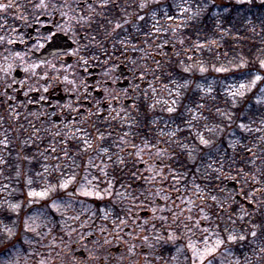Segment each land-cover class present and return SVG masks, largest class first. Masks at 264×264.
<instances>
[{
  "label": "trees",
  "instance_id": "trees-1",
  "mask_svg": "<svg viewBox=\"0 0 264 264\" xmlns=\"http://www.w3.org/2000/svg\"><path fill=\"white\" fill-rule=\"evenodd\" d=\"M145 2L148 7L142 10L139 5ZM176 3L191 5L190 11L179 16V10L174 7ZM200 8H204L201 15L189 19ZM165 9L174 17V23L181 26L176 38L170 35L158 37L153 34L151 26L155 19H152V16L154 12L159 13ZM106 13L112 14L114 28L117 22L123 24V28L114 32L116 49L129 48L131 53L135 54H139L140 49L147 50L146 77L148 81H153L158 91L171 86L170 89L176 93L179 84L185 81L190 83L188 89L180 90L176 115H170L164 104L159 105L153 93H146L137 100L128 123H117L115 120L109 130H95L98 133L104 132L102 134L105 139L96 142L109 149L112 157L109 167L115 187L125 191V187L130 185L129 191L135 190L145 194L148 185L143 179L142 169L153 165L160 171L158 178L163 181L162 184L167 190L171 189L168 180L173 177V172L177 176L186 179L193 177L200 183L208 184L207 188L211 193L230 180L238 182L252 175L255 181H252L250 186L255 196L264 200V101L256 98L257 91L264 83V69L260 68V62L264 61V0H113L112 11L107 9ZM140 15L146 17L144 21L138 19ZM125 20L129 23H124ZM161 38L167 41L164 48L161 46L163 41L158 45ZM122 39L129 41L133 47H122L119 41ZM241 63L244 67L239 66ZM201 67L207 71L201 73ZM221 67L229 71H215ZM185 68L190 71L185 72ZM257 74L262 77L260 83L253 92H247L243 98L227 97L223 94L222 84H226L225 82L250 81ZM197 84H212L214 93L203 95L196 88ZM257 100L261 102L257 103ZM197 103L203 104V108L197 110ZM153 104L156 105L154 109L150 107ZM185 105L191 107L192 111H187ZM196 111H200L205 120H202L201 125H198L197 120H192V126L198 130L203 129V125L211 128L205 134L210 142L209 147L200 144L193 129H189L188 121ZM180 113H183L182 117ZM241 123L246 125L245 129L239 127ZM163 128L175 130V135L170 139H162L160 129ZM94 129L92 127L91 132H94ZM120 136L126 138L121 145L117 141ZM30 137V131L24 129L10 130L6 136L9 158L4 167L8 176L13 180L16 177L20 183L26 178L35 177L41 170L43 147L50 142L45 137L37 143L30 141ZM180 144L190 145L194 151L186 150L180 147ZM144 147H147L145 154L137 155V150L139 152L140 148ZM84 149L82 141L73 140L65 145L63 153L72 155L76 163L81 165L85 157L94 150ZM153 149L160 152L158 158L151 154ZM190 151L192 158L189 157ZM119 156L123 157V163L118 161ZM147 156L148 160L140 164L139 159ZM219 162L223 163L225 169L223 178H218L217 174L207 167L208 164L219 167ZM50 176L54 178L53 174ZM37 186L35 184V187ZM243 195L245 198L244 193ZM221 197L223 201L226 200L225 195ZM141 198L143 199L144 195ZM123 201L125 203L126 199ZM91 202L99 212L101 207L112 211L119 210L118 207L113 208L116 198ZM238 210V203H235L226 215V222H219L221 229L227 224L238 234L247 236L244 241L230 244L236 256L243 261L250 257L254 264H264V252L260 251L264 248V212L257 211L250 218L232 226L229 216L237 219ZM220 213L216 212L215 217H219ZM0 218L11 222L15 216L7 209H0ZM111 224L112 221L106 222L107 227ZM253 230L257 231L255 238L250 235ZM128 231L130 230L126 228L120 234H127ZM107 236L111 238L110 241L117 238L114 235ZM5 246L4 243L0 244V248L4 249Z\"/></svg>",
  "mask_w": 264,
  "mask_h": 264
},
{
  "label": "rangeland",
  "instance_id": "rangeland-1",
  "mask_svg": "<svg viewBox=\"0 0 264 264\" xmlns=\"http://www.w3.org/2000/svg\"><path fill=\"white\" fill-rule=\"evenodd\" d=\"M160 11L159 13L158 11L154 12L152 16V19H155L153 21L155 24L153 34L155 33L158 37L170 35L172 38H176L181 26L174 23L175 19H168L170 13L167 9ZM156 29H159V32ZM164 40V38H161L158 41V45H161V41H163L164 44L161 45L163 48L167 42ZM119 41L127 42L126 44L121 43L122 47H133L126 39ZM151 46L149 45V47ZM141 52L144 54L146 61L147 50L140 49L139 53ZM132 61L136 65V68H138L143 63L142 54L133 57ZM146 76L147 68L145 79ZM149 82L150 88L147 89L146 93H153L154 97L159 101V105H165V102L170 105L173 99L170 93H174L175 90L170 89L172 88L170 86L169 88L158 91L153 81L150 80ZM240 82L248 83L249 81L244 80ZM240 82L233 80L232 82L222 84L223 94L227 97H233L232 92L238 88ZM259 83L260 81L247 92H253ZM213 87L212 84H203L201 85L203 89L201 93L209 96L214 93ZM209 88H211L210 92ZM256 98L264 101V83L260 86L259 91H257ZM126 112V110H122L114 115L117 123H128L130 121V113ZM193 117H196L195 120L198 121V125H201L202 120H205V116L200 111L194 112ZM87 125L88 121L84 120L80 121V125L70 123L65 125L64 129H59L57 123L50 122L40 129L30 131V141L38 143L45 137L50 140L43 147V153L41 155L43 159L42 168L35 174V177H32L34 181L32 188L40 191L45 186L57 187L61 183L71 181L66 191L53 193L49 199L39 200L33 203H29L27 196L29 188L26 181L29 178H26L23 183H20L16 180V177L13 180L8 176L7 169L4 165L7 164L6 162L9 158V153L6 150L8 146L6 136L9 130L2 129V132H0L3 133L0 136V205H4L0 209L8 210L9 204L22 203V208L19 213L21 222L26 216H30L32 219L28 220V224L36 229L35 232H26L21 223V227L13 228L17 235L10 240L3 233L2 229H0V244L4 243L6 245L4 249L0 248V264H5V262L7 264H95L94 261L87 259L90 255H98L104 258L105 264H188L186 254L187 256H191V252L187 251L185 244L188 242L187 236H190L191 233L185 235L184 223L187 222L186 218L190 216L192 221L199 220L202 229L215 228L216 225H221L219 222H226L228 211L236 203L235 193L227 190L226 184L220 189L215 190L214 193H211L207 188L209 187L208 184L200 183L193 177L186 179L177 175L168 180V183L171 184V189L167 190L162 184L163 181L158 178L160 173L158 168L153 165H147L145 168L141 167L143 168V179H145L148 185L147 192L141 200L147 207H141L137 211V218L135 220H129L128 227L126 228L130 231L127 234L122 233L117 238H112L114 241H110L111 238L107 236V233L103 235L100 228L102 226L107 227L106 222L112 221L111 219L108 221L103 219L105 211L111 212L112 210L101 207L99 212L91 200L99 202L106 199L112 200L114 197L107 195L104 190L108 186V182L114 185V181L111 177L108 157L101 156L98 152L101 145L96 141L100 140L102 133H98L95 129L94 132H91L92 125L90 128ZM202 127L203 129L198 130L192 124L191 126L189 125V129H193L195 134L197 132L202 133L206 139L205 134L211 128L208 125H203ZM161 130H163L162 139L163 137L170 139L173 137V133L176 132L173 129L163 128L160 129V133ZM85 139L94 146L92 147L94 150L90 155L85 157L84 163L80 165L76 163L72 155L63 152L68 142L73 140L83 141ZM125 140L126 138L124 136H120L117 139L120 145ZM180 147L186 150H192L193 148L187 144H180ZM146 148H140L139 152L137 150V155L145 154ZM48 150H52L53 152L50 156L45 154ZM56 150L59 151L58 154L55 152ZM121 153L123 154V152ZM159 153L155 149L151 150V154L156 158L160 156ZM119 157L123 158L122 156ZM147 160L148 156L147 158L139 159V163L143 164ZM101 169H104L108 175L104 176ZM52 174L54 176L53 179L50 176ZM252 181H255L252 175L249 177L246 176L241 181H238L246 199L256 205V208L252 211L247 210L244 206L239 208V215L243 214L244 219L250 218L257 211L264 212V200L262 197L255 196L250 186ZM35 184L38 186L35 187ZM85 184L89 185L90 191L93 188L99 189L100 193L104 195V199H97L95 195L88 197L79 195L81 186ZM5 186L7 187L5 188ZM114 189L118 192H125L118 190L115 185ZM197 192L199 196H197ZM68 193H73V195L69 196ZM222 195H225V201H223ZM57 196L62 197V199L57 200ZM212 197L216 199L213 200ZM53 200H57L56 208L50 207ZM67 201H71L70 207L67 205ZM128 206H130V200L126 199L124 207ZM153 209H155L154 214ZM142 212H147L148 214L145 217H141ZM216 212L220 213L219 217H215ZM12 214L15 216L13 220L15 221L16 214ZM204 216H207L208 219H202ZM160 217H164L165 219L161 220ZM236 220L235 225L241 221L239 219ZM13 221H8L7 223L12 226ZM145 221H148V223L145 224ZM229 223L231 224V222ZM162 224L165 226L164 228L161 227ZM137 225H143V227ZM168 225H172V227L169 228L167 227ZM231 225L234 226L233 224ZM169 233L181 236L182 238L176 240L175 244L164 243L163 240L158 242L156 240V237H167ZM209 236L211 237L210 244H213L215 236L211 231L209 232ZM145 237H147L146 240ZM105 238L110 241L109 244H103ZM97 241L100 243H97ZM191 242L198 249H203L201 240L193 237ZM178 248L180 249L179 252L177 251ZM225 248L230 249V253H226ZM79 252H83L84 255L79 256ZM204 264H207V260H205ZM214 264L254 263L250 257L245 261L241 260L235 255L231 245L228 244L217 251Z\"/></svg>",
  "mask_w": 264,
  "mask_h": 264
},
{
  "label": "flooded vegetation",
  "instance_id": "flooded-vegetation-1",
  "mask_svg": "<svg viewBox=\"0 0 264 264\" xmlns=\"http://www.w3.org/2000/svg\"><path fill=\"white\" fill-rule=\"evenodd\" d=\"M7 4L12 7L0 10V132L50 122L64 129L84 120L107 131L116 113L134 111L150 82L142 52L115 48L113 17L106 13L113 0H90V6L89 0H0ZM141 54L136 68L132 58Z\"/></svg>",
  "mask_w": 264,
  "mask_h": 264
},
{
  "label": "snow or ice",
  "instance_id": "snow-or-ice-1",
  "mask_svg": "<svg viewBox=\"0 0 264 264\" xmlns=\"http://www.w3.org/2000/svg\"><path fill=\"white\" fill-rule=\"evenodd\" d=\"M238 2H243V0H238ZM45 5L42 3L41 7H44ZM89 6H90V0H89ZM101 7H106L107 4H101ZM12 5L11 4H7V5H0V10H5L7 8H11ZM139 7L143 10L146 9L148 7V3H142L139 5ZM174 7L176 9L179 10V15L183 16L184 13H188L190 11L191 5L185 6L184 4H179L176 3L174 5ZM206 7V6H205ZM94 11V8L92 9ZM204 11V8H200L198 9L195 13H193V15L191 17H189V19L195 18L196 16L201 15V13ZM165 15H167V13H165ZM145 16L144 15H140L138 16V19L141 21L145 20ZM169 20L174 19L173 16L169 15L168 16ZM124 23H129V21L125 20ZM157 23H159L157 21ZM123 28V24L117 22L115 25V28L113 29V32L116 31V29H121ZM153 28L155 29V24L153 25ZM157 32H159V29H156ZM152 33L150 32L149 35H151ZM10 43L12 41H9ZM121 43H127L126 41H122ZM181 43H183V41H181ZM197 47H200V45H197ZM79 51V49L77 50ZM85 64H87V61H83ZM240 67H244V64L241 63L239 65ZM260 68L264 69V61L260 62ZM27 71V69L25 70ZM185 72L190 71V69L185 68L184 69ZM199 71L201 73H204L205 71H207L206 68L201 67L199 69ZM215 71L217 72H226L229 71V69L226 68H216ZM245 79L247 80L248 78L245 77ZM262 77L261 75H255L253 79H251L248 83L245 82H240L238 84V88L232 92V96L233 97H240L243 98L247 91L251 90V87H254L257 82L261 81ZM65 82L70 83V84H74V81H68L67 77H65ZM190 87V83L188 81H185V83L183 84H179L177 86L178 90L176 93H170V95L173 96V99L171 100V104L169 105L167 102H165V106H166V110L170 115H176L177 114V105L180 103V90L181 89H188ZM196 88L200 91H203V89L201 88V86L199 84L196 85ZM45 92L48 91V88L45 87L43 89ZM155 91V90H154ZM211 91V88H209V92ZM261 101L257 100V103H260ZM151 108H155L156 105L153 104L150 106ZM185 108L187 109V111L191 112L192 108L189 107L188 105H185ZM196 108L197 110H199L200 108H203V104H196ZM133 110H135V106L133 107ZM181 117L183 116V113H180ZM196 117H192L191 120L188 121L189 125L191 126L192 124V120H195ZM239 127L241 129H245L246 125L241 123L239 125ZM161 134H163V130H161ZM173 135H175V133H173ZM197 137L199 138V142L200 144L204 145L205 147H209L210 142L204 138L202 133L197 132ZM90 136V134H89ZM105 139V137L103 136V134L100 135V140L103 141ZM86 147H85V151H87L88 148H92L93 145L91 143H89V141L87 139L82 141ZM194 151V149L192 150ZM248 151H251V149H248ZM98 152L100 153L101 156H107L109 160L112 159V157L109 155V149L106 147H100L98 149ZM189 157L192 158V152H189ZM118 161L120 163H123V160L121 158H117ZM208 168L212 169V171L214 173L217 174L218 178H223V173L225 171L223 163L219 162V167H213L212 164H208L207 166ZM101 172L103 173L104 176H107L108 173L104 170L101 169ZM173 176H176V173H172ZM230 178V177H229ZM85 179H87L85 177ZM154 179V177H153ZM33 179L30 177L27 181L26 184L29 188V191L27 193V196L29 198V203H33V202H38L39 200H47L49 199V197L53 194V193H59L61 191H66L69 183L71 181H66L64 183L59 184L57 187H48L45 186L43 187L40 191H36L32 188L33 185ZM90 183V182H89ZM7 186H5L6 188ZM122 187H124L122 185ZM131 186H127L125 187V192H118L115 191L114 189V185L111 184V182H108V186L105 188V193L109 196H112L114 198H116V204L113 205V208H119L118 211H105L104 215H103V219L105 221H108L109 219L112 220V224L109 227H105L102 226L100 228L101 233H107L109 235H114L116 237H118L120 235V233L124 230V228L128 227L129 224V220H135L136 218V210L140 209L141 207H147V205H145L143 203V201L141 200V197L144 195L143 193H138L135 190L133 191H129L128 188H130ZM198 187V186H197ZM126 193V195H125ZM69 196H72L73 193H68ZM79 195L81 196H92L95 195V198L97 199H104V195L100 193L99 189L93 188L91 191L89 190V185L85 184L81 186V189L79 191ZM197 196H199V193L197 192ZM58 199H62V197L57 196V200ZM124 199H129L130 200V206L128 207H123V200ZM213 200H215V197H212ZM57 200H53L52 204L50 205V207L56 208L57 207ZM67 205L70 207L71 206V201H67L66 202ZM4 205H0V208H3ZM22 208V203H15V204H9L8 205V211L15 213L16 214V220L12 222V226L9 225V223L6 222V218H0V229H2L3 233H5L7 235V238L10 240L12 239L14 236L17 235V233L13 230V228H19L21 227V223L23 225V229L24 231H32L35 232L36 229L33 228L31 225L28 224V220L32 219V217L30 216H26L23 221L21 222V218H20V210ZM155 213V209H153V214ZM42 215V213H41ZM155 218V217H154ZM161 220H164V217H160ZM178 219V217H177ZM202 219L207 220L208 217L204 216L202 217ZM237 219L243 221L244 219V215L240 214L238 215ZM229 220L231 222V224L235 225L237 220L233 219L231 216H229ZM186 223H184V229L186 230L185 235H187V233H191L190 236H187V240L188 242L185 244V248L187 249V251L191 252V256H187L186 254V259L188 260V264H197V262H199V264H204L205 260H207V264H214L215 261V254L217 253V251L228 244H235L238 241H244L246 240L247 236L245 234H238L233 228L229 227L227 224L224 225V227L221 229L220 225H216L215 228H201L200 227V221H192V218L189 216L186 218ZM148 221H145V224H147ZM140 227H143V225H137ZM153 227H155V225H153ZM162 228H164L165 226L162 224L161 225ZM167 227H172V225H168ZM177 227H179V225H177ZM212 232V234L215 236V241L213 244H210V239L211 237L209 236V232ZM250 235L255 238L257 237V231L253 230L250 232ZM94 236V234H93ZM195 237L199 240L202 241L203 243V249H198L197 246L195 244H193L191 242L192 238ZM181 236H177L174 235L173 233H169L167 235V237H161L158 236L156 237V240L159 242L160 240H163L164 243H172L175 244L176 240L181 239ZM147 239V237H145V240ZM97 243H100L99 241H97ZM110 241L105 238L103 240V244H109ZM177 251L179 252L180 249L178 248ZM230 249L225 248V252L226 253H230ZM261 252H264V248L260 249ZM88 260L90 261H94L95 264H105V259L101 258L98 255H90L89 257H87ZM5 264H7V262H5Z\"/></svg>",
  "mask_w": 264,
  "mask_h": 264
},
{
  "label": "water",
  "instance_id": "water-1",
  "mask_svg": "<svg viewBox=\"0 0 264 264\" xmlns=\"http://www.w3.org/2000/svg\"><path fill=\"white\" fill-rule=\"evenodd\" d=\"M227 188L237 192L238 191V184H237L236 181H230L227 184ZM236 199L239 200V201L242 200V198L240 196H237ZM245 206H246V208L248 210H253L254 209V205L252 203H250V202L245 201ZM147 214H148L147 212H143L142 213V217L146 216Z\"/></svg>",
  "mask_w": 264,
  "mask_h": 264
}]
</instances>
